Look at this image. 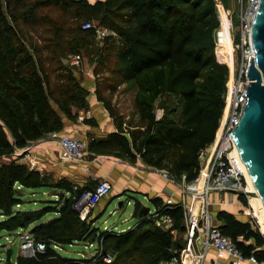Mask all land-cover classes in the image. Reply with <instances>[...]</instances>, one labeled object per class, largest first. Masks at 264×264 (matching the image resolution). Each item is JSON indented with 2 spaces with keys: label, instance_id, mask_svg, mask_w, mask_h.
<instances>
[{
  "label": "trees",
  "instance_id": "1",
  "mask_svg": "<svg viewBox=\"0 0 264 264\" xmlns=\"http://www.w3.org/2000/svg\"><path fill=\"white\" fill-rule=\"evenodd\" d=\"M70 1L76 11L97 22L95 27L81 28L84 33L94 35L97 26L109 31L104 38L118 45L116 71L123 81L134 79L141 72L153 71L154 91L176 93L181 100L178 116L165 111L158 118L151 104L136 100L141 125L124 127L117 122L116 131L106 138L90 139L89 150L111 153L130 162L140 158L150 166L166 169L177 179L184 175L186 181L195 180L200 171L198 155L213 143L223 112L228 76V67L215 57L214 30L219 25L215 0ZM217 7L225 19L221 5ZM9 16L14 19L12 13ZM15 30L0 0V158L11 156L15 148L39 139L46 131L62 128L61 118L49 100L48 77L33 56L14 40ZM226 32L227 28L220 38L219 49L227 53L230 82L235 59L230 50L231 38L226 37ZM20 53L25 54L18 58ZM79 91L87 93L81 88ZM226 112L227 108L222 121ZM85 122L96 125L92 118ZM46 179L44 173L15 159L0 162V214L4 216L0 230L14 231L31 225L33 236L46 244L45 250L34 256L19 254L15 264H164L179 254L181 245L175 238L176 232L184 228L182 207L167 206L158 196L151 197L150 202L158 213L171 217L169 228L143 227L148 221L139 216L141 204L135 201L132 216L138 218L137 223L122 231L101 230L99 246L93 255L74 258L59 254L52 244L87 240L95 231L86 226L73 203L83 192L93 189L97 180L78 186L67 178L50 184ZM41 187L57 189L59 198L50 202L54 205L27 210L16 208L24 201L23 188ZM239 200L246 203L243 196ZM59 203L62 205L56 207ZM50 211H56L58 216L41 221ZM216 217L221 221L218 226L222 233L233 239L246 258L253 256L264 264V236L253 221H241L223 209L217 211ZM110 251L114 257L106 263L103 257ZM0 264L13 263L8 255Z\"/></svg>",
  "mask_w": 264,
  "mask_h": 264
},
{
  "label": "rangeland",
  "instance_id": "2",
  "mask_svg": "<svg viewBox=\"0 0 264 264\" xmlns=\"http://www.w3.org/2000/svg\"><path fill=\"white\" fill-rule=\"evenodd\" d=\"M1 3L8 21L15 26L14 40L19 41L17 44H21L25 52L34 53L37 63L41 65L44 71H47L49 86L53 90L51 91L50 98L56 102L63 115L74 121V127H81L78 130V135H83L89 141L92 136L97 138L99 135H102L100 134V129L104 130L101 127L90 128L88 125L83 126L86 115L89 114V106L86 100L88 91H86V94L79 91V88L84 90L81 86L82 82L93 85L96 98L101 102L103 109L107 110L110 118L114 120L115 126L117 122H121L124 127L141 125L139 113L135 105L136 100L140 99L152 105V112L157 117L161 116L165 111L172 112V115L178 116L181 102L180 96L172 92H155L152 85L153 71H144L139 73L134 79L123 81L116 71L119 63L115 50L118 45H114V40H105L104 37H98L96 32L94 35L84 33L81 30V24L88 19L84 14L76 11L70 0H1ZM217 4H220L221 8L225 10L228 18L231 17L234 30L236 31L237 16L240 8L238 0L215 1V10L219 18L218 11L220 9L217 7ZM9 13L13 14L14 19L9 16ZM92 22L95 26L97 25L96 21ZM226 33V37L230 39L228 29ZM75 52L80 53L82 56L80 65L73 66L61 60V58L64 57L66 59L68 54ZM23 54L25 53H20L18 58L24 56ZM162 106L165 109H162ZM48 133L49 131L44 132L39 139L29 142V144L33 145L35 143L37 145L50 141ZM212 145L213 143L204 151L203 159L201 160V170L209 164L208 158ZM22 155L16 157L20 163H22L21 160L24 161ZM53 155V161L56 162L55 169H48L50 168L48 166L51 160L43 156L37 158L40 162L38 161L34 167L41 168L40 171L46 175V180L49 184L62 176L58 168V163L61 160H59L57 152L54 151ZM96 156L99 162L95 164ZM12 159V157L9 159L0 158V162ZM106 159L113 163L119 162V159H123L128 165L138 167L139 170L157 171V168L144 163L140 158L135 162H130L113 154H97L87 149L81 161L93 165L89 168L90 175L83 176V178L85 180L89 178L92 181L98 180L94 176L98 173L101 162H105ZM23 163L29 167L31 166L26 161ZM44 166H47L48 170H45ZM68 178L72 180L73 184H77L76 180L79 179ZM64 194L65 196H69L68 192H64ZM80 196L75 201H78ZM58 198V195L51 192L50 187L23 188L22 199L24 201L22 204L17 205L16 208L27 210L42 208L48 205L52 206L54 204L50 202ZM110 199L111 201L102 214L96 211L95 207L97 204L89 209L85 217V224L90 227V231H94V229L95 231L87 240L74 241L73 244L65 245L53 244L56 245V248H52L59 254L67 257H90L99 246L98 238L101 230L118 231L137 223L138 218L132 216L135 208L134 201H139L141 205L148 206L149 208L148 212L143 215L148 221L143 227L158 226V222L160 224L159 227L167 229L172 223L163 221L162 215L154 208L150 202V198L146 200L142 193L140 194V191L113 188L111 189ZM119 201H121V205L118 207L117 203ZM60 205L62 203L57 204L56 207ZM112 210L115 211L110 213ZM55 216H58L56 211L47 212L41 221L50 220ZM259 217L260 215L258 219H255V227L264 236ZM2 218L3 215L0 214V220ZM22 230L28 231L30 227L14 231L0 230V262H5L8 255L12 261H16L17 256L20 254V233ZM92 236H94V240L90 242L89 239ZM175 240L178 244L182 245L181 231L176 232ZM108 254L111 258L114 257L112 251Z\"/></svg>",
  "mask_w": 264,
  "mask_h": 264
},
{
  "label": "built area",
  "instance_id": "3",
  "mask_svg": "<svg viewBox=\"0 0 264 264\" xmlns=\"http://www.w3.org/2000/svg\"><path fill=\"white\" fill-rule=\"evenodd\" d=\"M221 2V0H215ZM240 8L237 16L236 31L234 30L231 17L223 9L225 19L218 11L219 25L214 30L215 39V57L219 63L225 64L228 68V61L225 59L226 52L223 53L219 48L220 38L223 31L227 28L231 38V53L234 56V79L232 85L226 81V97L221 118L227 108L224 120H219L215 132L214 142L209 154V164L201 170V160L204 151L198 155L200 161V171L197 178L193 181H186L183 175L180 179L175 178L166 169L157 168L156 170L165 179L169 180L179 190V196L176 199L173 194H169L163 201L167 206L180 205L183 212V231L182 245L178 255L172 256L164 264H201L206 256L207 250L213 248L218 260H226L228 264H244L246 257L242 250L238 248L231 237L225 235L220 230L212 209V200L210 194L213 192H222L229 195L227 201L219 199V204L232 203L235 199L243 196L246 203L243 204V210L249 220L255 222L258 219L254 205L250 202L249 184L246 179L245 167L241 161L236 144L230 136L235 124L239 121L243 105L246 101L245 86L250 81L247 75L250 57L254 59V49L251 40V26L253 16L259 6V0H238ZM224 8V6H223ZM95 27L92 21H85L81 24L83 30ZM96 35L104 37L109 33L105 28L96 27ZM70 65L78 66L82 62L80 53H70L66 58ZM230 72V69H229ZM229 78V76H228ZM157 117V116H156ZM160 117V116H159ZM158 118V117H157ZM48 139L55 142L60 150L61 159L81 160L88 149V140L82 136H71L61 131H50ZM32 145L27 143L21 148H15L11 154L16 158L22 156L31 168L35 167L33 158L29 151ZM111 190V184L107 179H99L93 189L83 192L78 199L74 201L73 208L79 212V217L85 219L90 208L94 207L101 199L106 197ZM247 210V211H246ZM163 221L172 222L167 214H161ZM157 225L160 224L157 222ZM46 244L41 239H36L30 230H23L20 233V254L23 256H34L37 252L45 250ZM53 248L56 245L52 244ZM251 262H257L253 256L247 257ZM103 260L106 263L111 262V256L105 255Z\"/></svg>",
  "mask_w": 264,
  "mask_h": 264
},
{
  "label": "crops",
  "instance_id": "4",
  "mask_svg": "<svg viewBox=\"0 0 264 264\" xmlns=\"http://www.w3.org/2000/svg\"><path fill=\"white\" fill-rule=\"evenodd\" d=\"M87 1L90 3H93L96 0H87ZM31 54L33 56V59L35 60L36 57H35L34 53H31ZM35 62H37V61H35ZM37 71L40 75H43V73L47 75V71H44L43 68H42L43 73H42V71H40V69L38 67H37ZM81 86L83 87V89L85 91H88V95L86 97V100H87L88 106H89V110H88L89 114L86 115L85 120L92 118L96 121V125H90V124L86 123L84 120L83 126L88 125L90 128L101 127L104 129V130L100 129L101 130L100 134H102V135H99L97 138L92 136L91 139L92 138H94V139L106 138L110 132L116 131V126L114 124V120L112 118H110L107 110L105 108L103 109V106H101V102H99V100L96 98L95 92H94L95 89H94L93 85H91V83H83L82 82ZM51 91H53V90L51 89ZM49 100H50L52 107L55 109V111L57 112V114L61 118L62 128L60 129V131L62 133H66V134L71 135V136H82V137H84L83 135H78V130L81 129V127H78V128L74 127L73 126L74 121L72 119H70L69 117H67L66 115H63L61 113V110L58 108L56 102L53 101L50 97H49ZM102 131H104V132H102ZM51 150H52V152H51ZM54 151L57 152L58 158H59V160H61L60 163H58V166H59L58 168H59L61 175H62L60 178H67L68 180H70L68 177H73V179L79 178L78 180H76V183H77L76 185H80V186L81 185L83 186L88 181H92L89 178L87 180H85L83 178V176L86 177V176L90 175L89 174L90 173L89 168L92 167L93 164L91 165L90 163H85L81 160H66V161L62 160L61 156H60L59 147L53 141H46V142H43V143H40L37 145L35 143H33L32 148L29 151V155L31 158H33L35 164L38 163V161H39V160H37V158H39L41 156L49 158V160H51V161H49L50 165L48 167H50V168H48V169L53 170L56 168V162L53 161L54 160V155H53ZM94 153L101 154L99 152H94ZM106 154H111V153H106ZM10 157H12L13 159H16V158H14V156H8L5 158L9 159ZM16 161L18 162L17 159H16ZM21 161L23 163L24 161H26V159H24V161L23 160H21ZM95 161H96L95 164L99 162V159L97 156L95 157ZM36 169L39 171L41 170L40 167H37ZM44 169L48 170L47 166H44ZM94 177L98 178V180L99 179H107L111 184V189L118 188L119 190L128 189V190L137 191V192L140 191V194L142 193L143 197L146 198V200H148L151 197L158 196V197L162 198V200L164 201L165 198L170 193L173 194L174 197L177 199L179 196V193H180L178 188L175 186V184H173L169 180L165 179L157 171H155V170L154 171L153 170L152 171H150V170L145 171L144 169L139 170L138 167H133L131 165H128L125 162V160H123V159H119V162H116V163H113L111 161H107V159L105 162H101V166L99 168V171L96 174V176H94ZM70 181L72 182V180H70ZM82 183H84V184H82ZM116 183H117V185H116ZM41 188H43V187H41ZM28 189H30V188H28ZM110 193H111V190H110L109 194L106 197H104L103 199H101L95 207L96 211L99 212L100 214H102L104 212L107 205L111 201ZM134 193H136V192H134ZM227 198H229V195L226 193H222V192H213L210 194V199L212 200V203H213L211 207L213 209V215L215 218L214 219L215 223H217L218 225L221 223V221L218 220L216 217V213L220 209L226 210V211L234 214V216L241 221L248 220L249 218L246 215V213L245 212L243 213V211H244L243 205L240 203L241 201L239 199H235L232 203L219 204V199H224L227 201ZM18 209H20V208H18ZM114 211L115 210H112L110 213H113ZM3 218H4V216H3ZM29 227L31 228L32 226L30 225ZM129 227H131V226H127V228H129ZM19 229H24V228H19ZM123 230H125V229H123ZM118 231H122V230H118ZM10 260H11V257H10ZM11 262L13 264H15L16 261L11 260ZM0 263H2V262H0ZM201 264H228V263L226 260H218L216 257L215 250L213 248H209L207 250L206 256L203 259ZM244 264H263V263L251 262L250 260H248V258H246V260L244 261Z\"/></svg>",
  "mask_w": 264,
  "mask_h": 264
},
{
  "label": "water",
  "instance_id": "5",
  "mask_svg": "<svg viewBox=\"0 0 264 264\" xmlns=\"http://www.w3.org/2000/svg\"><path fill=\"white\" fill-rule=\"evenodd\" d=\"M250 35L255 54L254 59L252 56L249 59L247 75L250 81L245 86L246 101L241 117L230 136L255 189L249 194H258L264 205V0H259ZM51 192L56 194L57 189H51ZM120 205L121 201L117 203L118 207ZM148 209L141 205L139 216L146 214ZM93 240L94 236L89 239L90 242Z\"/></svg>",
  "mask_w": 264,
  "mask_h": 264
},
{
  "label": "bare ground",
  "instance_id": "6",
  "mask_svg": "<svg viewBox=\"0 0 264 264\" xmlns=\"http://www.w3.org/2000/svg\"><path fill=\"white\" fill-rule=\"evenodd\" d=\"M232 44V42H231ZM233 73H234V69H233ZM233 73H232V81L229 82V79H230V72H229V78H228V84L229 85H232V82H233V79H234V76H233ZM246 171V179L248 181V188H249V191L251 192H254L255 189L253 187V184L251 182V179H250V176L247 172V170L245 169ZM250 202L254 205V209L256 210V214L259 216L260 215V219H261V230L262 232H264V205L260 199V197L258 196V194H253V195H250Z\"/></svg>",
  "mask_w": 264,
  "mask_h": 264
}]
</instances>
